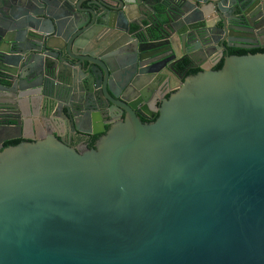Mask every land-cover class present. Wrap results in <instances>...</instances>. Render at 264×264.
Listing matches in <instances>:
<instances>
[{
	"label": "water",
	"instance_id": "water-1",
	"mask_svg": "<svg viewBox=\"0 0 264 264\" xmlns=\"http://www.w3.org/2000/svg\"><path fill=\"white\" fill-rule=\"evenodd\" d=\"M263 13L0 0V145L20 138L0 148V264H264V48L227 52L263 43ZM185 58L199 69L180 73ZM162 79L174 89L141 122ZM92 85L125 114L106 130L73 118L103 132L77 152L39 120Z\"/></svg>",
	"mask_w": 264,
	"mask_h": 264
},
{
	"label": "flooded vegetation",
	"instance_id": "flooded-vegetation-1",
	"mask_svg": "<svg viewBox=\"0 0 264 264\" xmlns=\"http://www.w3.org/2000/svg\"><path fill=\"white\" fill-rule=\"evenodd\" d=\"M264 14V13H263ZM264 19V15L261 16ZM264 40V39H263ZM264 46L263 43H257L256 45L243 47V46H229L227 47V52L229 53L230 48H242L246 50L255 49L258 47ZM217 58V53H214L211 57V60H215ZM222 59V58H218ZM217 60V61H218ZM216 61V62H217ZM215 62V63H216ZM214 63V64H215ZM191 62H189L186 58L181 61H177L175 64V68L183 75L189 74L187 70L193 67L198 66H190ZM213 64V65H214ZM212 65V67H213ZM199 68V67H198ZM77 73L81 75L80 71L77 69ZM163 79L154 86L153 89H150V99L146 103L147 108L140 109V115H138L140 121H150L154 119L158 113L157 106L159 105L160 98L166 97L170 91L174 88L169 87L168 83H164L162 85ZM172 84L176 82L175 79L170 81ZM157 86V87H156ZM96 88H91V92H87L86 90H80L79 96L81 105L79 109L71 108L70 116L66 114L63 108L51 109L49 113L39 122L44 126L45 124L52 128L56 133L57 137L65 144L71 146L75 151L80 152L82 148H94L97 140L103 134V132L98 133H82L72 129V120H76L77 124L82 129H89L92 131L94 128L99 129L103 124L104 130L108 129L113 123H116L124 118L125 110L120 111V109H116L114 106H110V104H106L105 99L102 95H98L95 92H92ZM105 104V108H103V104ZM40 112V110H39ZM135 113V110H134ZM40 115V114H39ZM39 123V124H40ZM33 131L39 133L40 128L36 126L35 121H32ZM36 127V128H35ZM41 127V125H40ZM14 139H6L3 140L0 148L8 145L7 141ZM20 139V138H18Z\"/></svg>",
	"mask_w": 264,
	"mask_h": 264
},
{
	"label": "trees",
	"instance_id": "trees-1",
	"mask_svg": "<svg viewBox=\"0 0 264 264\" xmlns=\"http://www.w3.org/2000/svg\"><path fill=\"white\" fill-rule=\"evenodd\" d=\"M261 48H264V46L262 47H258V48H255V49H250L249 51L246 50V49H242V48H230L229 49V53H237V54H241V53H246V52H254L256 50H259ZM221 62H222V59H219L214 65H213V68H218L220 65H221ZM199 68L198 67H193V68H190L187 70V73L189 74H192L194 72H196ZM17 141H19L18 138H14V139H11L9 141H7L6 144H14L16 143Z\"/></svg>",
	"mask_w": 264,
	"mask_h": 264
}]
</instances>
